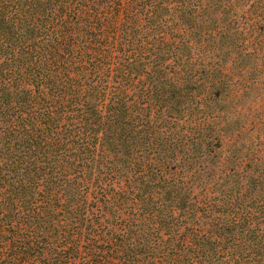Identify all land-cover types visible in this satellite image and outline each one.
Here are the masks:
<instances>
[{
	"label": "trees",
	"instance_id": "obj_1",
	"mask_svg": "<svg viewBox=\"0 0 264 264\" xmlns=\"http://www.w3.org/2000/svg\"><path fill=\"white\" fill-rule=\"evenodd\" d=\"M258 86L264 0H0V264H264Z\"/></svg>",
	"mask_w": 264,
	"mask_h": 264
},
{
	"label": "rangeland",
	"instance_id": "obj_2",
	"mask_svg": "<svg viewBox=\"0 0 264 264\" xmlns=\"http://www.w3.org/2000/svg\"><path fill=\"white\" fill-rule=\"evenodd\" d=\"M264 90V88H260L258 86L254 87L252 89H249L248 93L249 95L247 97L242 98V102L244 103L243 107L240 108L239 105L235 106V111L231 113V115L227 118L228 121V127H235V126H240L243 125L245 123V121H249L248 118H250L253 114H254V109L256 107V103L258 101V93H262V91ZM252 105V109H250V111H248L247 107L248 105ZM239 110V111H236ZM257 112L260 111V108L256 107L255 109ZM218 126H222L223 124L221 123V121H219V123L217 124ZM226 127V126H225ZM248 137V134L244 135V139L243 142H245V139ZM225 147L227 146H222V148L225 149ZM221 154H226L225 151H222Z\"/></svg>",
	"mask_w": 264,
	"mask_h": 264
}]
</instances>
